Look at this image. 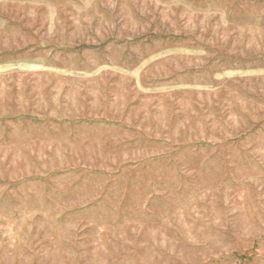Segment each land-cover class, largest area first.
Instances as JSON below:
<instances>
[{"label":"rangeland","instance_id":"rangeland-1","mask_svg":"<svg viewBox=\"0 0 264 264\" xmlns=\"http://www.w3.org/2000/svg\"><path fill=\"white\" fill-rule=\"evenodd\" d=\"M0 264H264V0H0Z\"/></svg>","mask_w":264,"mask_h":264}]
</instances>
